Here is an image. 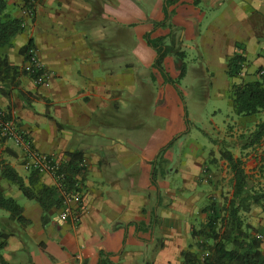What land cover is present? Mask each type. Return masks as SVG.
I'll list each match as a JSON object with an SVG mask.
<instances>
[{
  "label": "crops",
  "instance_id": "1",
  "mask_svg": "<svg viewBox=\"0 0 264 264\" xmlns=\"http://www.w3.org/2000/svg\"><path fill=\"white\" fill-rule=\"evenodd\" d=\"M7 1V12L27 25L5 52L26 73L9 95L0 94V107L15 113L34 147L60 157L79 152L86 168L80 173L83 212L77 224L63 222L55 205L44 211L39 201L0 176V188L17 200L24 216V221H10L5 264H100L101 258L104 264H185V253L197 251L193 230L207 222L206 208L216 192L207 179L210 166L198 161L201 145L190 137L183 148L190 139L184 124L166 146L170 120L158 113L166 107V82L146 35L165 37L166 45L175 41L166 39L171 18L160 24L168 0L154 1L155 7L151 0H41L31 19L23 14V0ZM169 1L181 31L175 47L185 50L184 40L197 36L202 74L209 76L204 87L220 102L227 100L234 112L233 87L264 76V0ZM208 11L214 14L201 25ZM30 39L50 86L36 84L28 72L31 65L21 48ZM235 55L245 62L238 75L230 76L228 61ZM173 57L167 54L164 63L170 74L180 76ZM213 110L216 116L222 109ZM261 121L264 110L237 114L217 126L222 132L217 139L227 140L243 159L253 191H264V139L242 149L239 136ZM21 151L14 142L0 140L1 157L29 185L31 171ZM184 155L188 161L182 162ZM177 174L184 182L168 185ZM39 176L42 184L54 186L50 174ZM205 199L204 207L196 206ZM4 211L0 217L6 219ZM251 223L264 232L262 207H254Z\"/></svg>",
  "mask_w": 264,
  "mask_h": 264
},
{
  "label": "trees",
  "instance_id": "2",
  "mask_svg": "<svg viewBox=\"0 0 264 264\" xmlns=\"http://www.w3.org/2000/svg\"><path fill=\"white\" fill-rule=\"evenodd\" d=\"M25 5H30L31 0H23ZM169 0L165 6L166 17L160 22L166 25L170 19ZM8 1L0 0V94L9 95L12 89L18 86V78L26 73L19 66L10 63L6 48L12 45L14 37L22 31V21L13 17L7 12ZM171 37L174 34L170 32ZM148 43L158 52V59L155 66L160 69L163 76L170 79V75L163 68V62L167 54L175 52L179 57L185 56L184 52L175 47L176 41L170 45L164 44L165 37L151 39L146 35ZM34 47L33 39H30L21 52L28 58V51ZM245 62L243 56L235 55L228 61V73L230 76L238 75ZM184 64L181 67L180 76L185 75ZM230 98L233 102V109L239 115H252L264 110V76L262 79L252 82H243L241 85L234 86L230 92ZM264 139V121L257 124L256 128L239 136V143L242 149H248L259 144ZM224 150L221 156L226 159L228 166L233 174V192L224 206L212 199L206 208L207 222L200 228L194 229L193 235L197 239V251H187L185 253V264H193L202 252L207 253L203 264H264V251L262 244L264 240L259 238L252 231V226L245 221L244 213L251 210L252 205H264V191H253L249 187V176L244 167V161L241 157L235 156L229 148L231 145L227 140H218ZM69 163L65 165L64 170L68 172V180L73 178L79 172L78 163L82 160V154L73 152ZM30 184H26L24 178L17 170L3 159L0 155V176L11 184L16 185L23 194L39 201L44 211L52 206L61 207V194L55 186H48L40 182V174L36 170H30ZM0 209L9 212L5 219L0 217V264H5L2 250L8 243V238L13 234L10 228V221H24L22 215L23 208L13 197L5 195L0 188ZM105 261L101 258L100 264Z\"/></svg>",
  "mask_w": 264,
  "mask_h": 264
},
{
  "label": "rangeland",
  "instance_id": "3",
  "mask_svg": "<svg viewBox=\"0 0 264 264\" xmlns=\"http://www.w3.org/2000/svg\"><path fill=\"white\" fill-rule=\"evenodd\" d=\"M157 0H151L152 7H155V3ZM152 7L150 6V10L152 11ZM154 11V10H153ZM205 11V9H204ZM175 12L171 10L170 12V30L174 34V40L177 44H179L178 37L180 36V27L174 24L173 16ZM207 14H210L207 19L201 21V25H207L208 18L214 14V12L208 11ZM170 35L166 36V39H169ZM193 40L185 39L184 43L187 47L185 50H181L185 52V57L181 58L178 56L177 53L173 52L170 53L174 57L172 58L171 64L175 66L176 70L178 69L181 71L182 64H184V68L186 69L187 74L184 76H175L174 74L169 73V67L167 63L163 62V68L170 75L172 81L166 77H164L166 82V107L165 109H161L158 113H163L166 115V119L170 120V124L166 123V132H165V139H166V146H168L178 135H174V131L181 124L186 126V131L188 136L186 138H194L201 146L198 150L200 153V157L198 161L205 159L208 166H210V171L207 170V179L210 183V187L212 191L214 190L216 196L211 197L215 199L221 207L224 206L226 200L231 197L233 192V174L228 166V162L221 156V150H217L215 140L220 138L219 129L217 126H222L224 123L231 121V118H236L237 114L232 111L229 102L222 101L220 102L218 99L214 98V92L205 88L204 84L207 83L209 76L207 74H202V68L200 67L201 60L199 56V52L197 49L198 38L197 36L193 35ZM175 43V46H176ZM171 44V43H170ZM189 46H195V49H192ZM178 49H182L179 47ZM165 60V59H164ZM176 63V64H175ZM199 67V69H196ZM203 85H202V83ZM161 87V86H160ZM221 107V111L216 113V116H213L214 107ZM198 119L202 122V125L196 124L193 118ZM184 122V123H182ZM198 125V126H197ZM231 130V129H229ZM187 139L184 143L183 148H186L190 141ZM222 140L224 139L221 137ZM221 140V139H219ZM225 140V139H224ZM158 143V140H155V143L151 145L150 152L153 151V148ZM153 146V148H152ZM151 154V153H150ZM187 156L184 155L181 160L188 161ZM172 181L168 185L178 184L181 185L183 181L181 175L177 174L174 178L170 179ZM2 182V181H1ZM4 182V181H3ZM258 192H262L263 190H255ZM206 200H202L198 204L197 207H204L206 204ZM264 201V200H263ZM264 204V203H263ZM260 206L264 210V205L254 204L251 207L249 212L244 213L245 221L252 226V231L254 234L258 236V234H264L261 227H255L251 223V216L254 210V207ZM2 212L4 210L0 209V216H2ZM200 221V219H199ZM199 227L198 229H200ZM194 238V236H193ZM196 241V240H195ZM193 242V240H192ZM191 242V243H192ZM195 242L193 243V245Z\"/></svg>",
  "mask_w": 264,
  "mask_h": 264
},
{
  "label": "built area",
  "instance_id": "4",
  "mask_svg": "<svg viewBox=\"0 0 264 264\" xmlns=\"http://www.w3.org/2000/svg\"><path fill=\"white\" fill-rule=\"evenodd\" d=\"M41 0H31L30 5L23 7V14L27 18L34 17L36 6ZM27 24L22 21V26ZM28 60L30 68L28 72L34 78L36 84L50 86L51 77L47 69L44 67L38 57V53L34 47L28 51ZM264 70L262 71V73ZM0 140L12 141L22 150L24 165L29 170H36L39 173H47L53 177L54 186L61 194L60 219L63 222H72L77 224L82 219L83 212V191L80 173L86 168V163L82 159L79 163V172L73 178L68 180V172L64 170L66 164L69 163V156H58L48 154L34 147L29 134L22 130L18 119L13 111L0 107ZM259 238L264 240V234H258ZM207 253L202 252L193 264H203Z\"/></svg>",
  "mask_w": 264,
  "mask_h": 264
}]
</instances>
